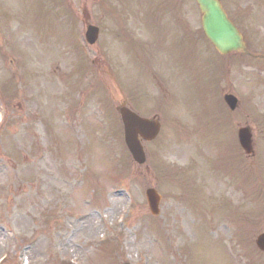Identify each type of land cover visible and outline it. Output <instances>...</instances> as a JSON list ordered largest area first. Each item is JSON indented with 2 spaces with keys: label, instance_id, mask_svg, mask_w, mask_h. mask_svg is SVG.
<instances>
[{
  "label": "rangeland",
  "instance_id": "1",
  "mask_svg": "<svg viewBox=\"0 0 264 264\" xmlns=\"http://www.w3.org/2000/svg\"><path fill=\"white\" fill-rule=\"evenodd\" d=\"M110 1L115 0L106 5ZM221 1L242 30L251 58L218 57L200 36L193 0H153L145 20L129 25L107 17L104 36L93 47L86 46L85 26L101 22L102 0H0V21H8L0 22L4 264H264L254 244L264 231V0ZM12 12L13 20L4 17ZM134 30L141 41L133 43L146 51L156 47L168 66L178 62V51L188 61L180 68L187 78L178 89L182 103L174 104L170 117H160L162 139L147 144L143 165L129 159L117 113L125 100L146 116L154 109V57L149 60L140 45L134 46L135 57L121 51ZM143 67L148 70L138 73ZM173 79L179 81L175 74ZM22 91L28 115L18 106ZM226 92L240 102L233 113L223 105ZM244 126L253 132L252 157L239 150L236 133ZM164 139L169 153L176 150L180 158L184 139L200 159L230 153L229 164L219 168L226 179L210 185L220 187V194L225 190L232 203L218 202L216 194L196 196L185 183L189 199L179 196L181 179L167 181L159 169L167 153L160 149L156 159ZM112 154L127 165L122 177L112 172ZM158 185L165 196L160 215L153 217L145 191ZM229 206L236 209L232 217Z\"/></svg>",
  "mask_w": 264,
  "mask_h": 264
},
{
  "label": "water",
  "instance_id": "2",
  "mask_svg": "<svg viewBox=\"0 0 264 264\" xmlns=\"http://www.w3.org/2000/svg\"><path fill=\"white\" fill-rule=\"evenodd\" d=\"M202 16V26L207 38L214 44V46L221 53H229L232 50H244L242 38L226 18V15L221 9L219 2L216 0H196ZM95 33L92 28L89 30V41L94 38ZM227 102L231 108H234L235 99L228 97ZM121 114L124 121L125 128V141L129 148L133 158L142 163L144 160L142 148L136 138V134L140 132L145 139H151V136L144 132H147L150 127V123L140 120L127 110H121ZM144 131V132H143ZM239 141L241 146L247 151L251 152L250 147V134L247 129H241L239 131ZM147 198L152 213L157 212V205L159 202V196L153 190L147 191ZM258 246L264 250V235L258 238Z\"/></svg>",
  "mask_w": 264,
  "mask_h": 264
},
{
  "label": "bare ground",
  "instance_id": "3",
  "mask_svg": "<svg viewBox=\"0 0 264 264\" xmlns=\"http://www.w3.org/2000/svg\"><path fill=\"white\" fill-rule=\"evenodd\" d=\"M0 120H1V117H0Z\"/></svg>",
  "mask_w": 264,
  "mask_h": 264
}]
</instances>
